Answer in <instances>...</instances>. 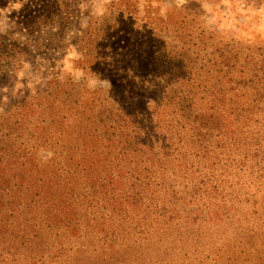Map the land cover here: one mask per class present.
<instances>
[{
	"label": "rangeland",
	"instance_id": "obj_1",
	"mask_svg": "<svg viewBox=\"0 0 264 264\" xmlns=\"http://www.w3.org/2000/svg\"><path fill=\"white\" fill-rule=\"evenodd\" d=\"M118 1L69 0L64 20L40 35L18 25L24 8L40 0H8L0 9V46L24 49L0 70V139H7L9 125L15 131L14 156H0V264H264V178L249 177L242 149L204 156L176 136L173 145L165 144L174 136L166 130L140 142L147 131L142 125L117 124L120 98L133 101L143 117L154 111L144 110L145 99L109 92L110 83L121 80L114 68L152 64L149 53L140 61L144 48L136 50L145 23L163 34L181 23L193 25L217 33L222 44L234 40L264 51V0H129L141 18L128 32V52L108 46L115 40L97 42L101 18ZM170 40L169 55L154 64V79H191L176 68ZM151 76L140 73L138 80ZM102 105L117 110L111 130L116 149L109 154L92 119ZM95 146L98 162H91L99 163L102 177H115L121 198L138 192L135 210L125 204L126 212L111 215L101 195L90 197L93 182L81 171L85 151ZM258 160L263 167L264 159ZM62 220L77 230L68 231Z\"/></svg>",
	"mask_w": 264,
	"mask_h": 264
},
{
	"label": "trees",
	"instance_id": "obj_2",
	"mask_svg": "<svg viewBox=\"0 0 264 264\" xmlns=\"http://www.w3.org/2000/svg\"><path fill=\"white\" fill-rule=\"evenodd\" d=\"M7 1L0 0V9ZM68 2L69 0H40L35 4L30 2L24 8V16L20 20L21 25H18L31 35H40V32L49 31L59 25L63 16L68 13L65 7ZM121 2L125 4L122 5ZM140 18L141 11L136 5L134 6L129 0L118 1L114 4V8L109 7L101 18L102 26L98 34H101L103 38L97 42L108 43L115 40L116 42H111L108 46L116 44L118 45L117 51H119L120 45H122L120 52H128L127 45H125L128 41V32L133 30ZM151 18L148 20L153 21L152 19L157 17ZM150 24L145 23L143 31L137 33V41H140L141 46L136 47V50L140 52V48H144L139 56L140 61L146 53H149L152 64L147 67L114 68L113 72L117 73L121 80L120 82H111L112 90L109 92L115 95H127L130 99L138 100L139 103L145 99L143 106L146 109L144 110H151L154 113L143 117L140 109L132 108L136 107L135 103H132L133 101L128 104L120 98L119 113L121 117L117 123L118 126L121 129H128L130 126L142 125L143 130L147 131H144L145 134L143 133L140 137V139L143 138L140 142L145 143L155 138L158 134L157 130L163 135L165 130L173 132L174 136L165 139V144L173 145L172 139L176 136L183 143L182 145L186 146V149L195 147L191 149L197 150L198 154L202 152L204 156L211 155V150H214L215 154L221 152L226 154V152H234V149L240 147L243 155L239 158L249 159L251 164L249 166L247 164L246 167L247 171L251 173L249 177L264 178V164L262 167L258 160L264 159V51L254 53L250 50L251 47L243 48L240 43H234V40L232 44L230 42L222 44L217 33H208L202 28L194 29L193 25L187 28L181 23L178 27H173L170 32L163 30L165 35L162 33V29L157 31ZM140 28L141 26H138L136 30L139 31ZM170 37L173 39L170 40ZM167 40L176 43L170 50V54L177 56L176 68L188 72L191 79H186L187 75L184 78L186 81H183L184 79L176 80L173 77L169 78L167 82L154 79V75L159 73L154 64L169 55L166 53ZM82 50L78 51L82 52ZM248 50L250 52H247ZM22 53H24V49L18 48L16 44L8 49H4L1 45L0 70L4 69L3 67H8L12 58H19ZM81 54L85 58L88 57L87 53ZM74 62L79 66L84 64L79 59ZM92 70L98 71L96 68H92ZM140 73L151 74L153 78L146 81L138 80ZM116 111L111 109L108 112L104 105L99 111L92 110V119L95 118L94 125L101 128L102 132L100 147L105 145L109 149L105 154L110 153V147L113 150L116 149V144L112 139L114 134L111 132L116 129L113 127L116 122ZM6 122L11 123L9 120ZM15 122L18 121L15 120ZM12 129V126L9 125L7 139L4 135L0 139V156L2 157L5 154L9 158L14 156L15 151L12 150L14 143L11 135L15 131L13 129L11 134ZM138 130L140 131V128ZM140 139L136 134L131 142L135 144ZM145 146L149 147L148 144ZM96 154V146L85 151L83 159L85 162L81 171L82 178L89 185L93 182L90 186L92 194L90 197L96 200L95 196L101 195L100 199L105 200L108 204L103 208L111 211V215L116 212L119 214L126 212L125 204H129L132 210H135L139 203L138 192L134 193L133 191L134 194L129 195L126 200L122 199V191L118 190L115 177L111 176L110 172H106L104 177L98 173L97 165L99 163H96V161L98 162ZM127 157H131V154H126L125 158ZM230 158L231 156L228 159ZM91 159H96V161L91 162ZM256 171H259V176L254 174ZM95 175L97 178L94 177ZM253 181L252 184L256 182V180ZM0 197L3 199L4 195L2 194ZM0 203H2L1 200ZM8 204H11L10 201ZM110 205L111 207H109ZM169 218L173 219L174 216L171 215ZM57 220L56 218V223ZM62 222L65 224L66 220H62ZM64 226L68 231L77 230V228L70 227L68 222Z\"/></svg>",
	"mask_w": 264,
	"mask_h": 264
}]
</instances>
